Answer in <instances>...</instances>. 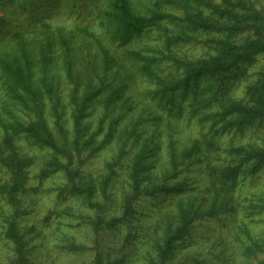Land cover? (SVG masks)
I'll use <instances>...</instances> for the list:
<instances>
[{"label":"rangeland","instance_id":"374dc122","mask_svg":"<svg viewBox=\"0 0 264 264\" xmlns=\"http://www.w3.org/2000/svg\"><path fill=\"white\" fill-rule=\"evenodd\" d=\"M253 1L264 10V0ZM111 2L0 0V35L21 32L33 53L39 52L43 41L54 42L47 65L35 61L33 82L40 83L44 75L54 81L64 133L70 141L75 134L73 112L86 107L82 127L85 139L93 143L82 144L81 157L74 152L72 167L80 170L79 183L95 186L92 202L100 204L93 208L83 197L73 195L63 170L42 177L53 152L21 136L16 142L19 151L32 157L34 164L28 169L26 191L18 193L16 205L0 193V264H10L16 258L14 244L7 237L10 220L16 222L25 240L23 259L14 264H95L98 253L101 264H155L151 261L155 257L151 245L160 232L157 223L176 222L181 200L189 196L201 200L203 195L214 194L209 165L216 161L210 163L204 144L210 137L208 127L193 114L188 102L179 108L159 101L156 81L145 76L144 68L149 64L162 79H177L183 70L170 59L171 55L197 58L205 55L206 49L196 42L183 43L173 45L170 54L164 29L146 30L128 44H121L109 17ZM131 2L142 14L157 9L156 0ZM164 10L176 12L172 6H164ZM62 35L68 41L67 50L61 45ZM0 46L5 48L6 44ZM135 51L148 59L134 57ZM163 52L168 53L166 59ZM66 67H70V73ZM248 78L236 85L233 92L238 97L244 96L246 84L253 77ZM115 89L121 91V98L107 107L105 100ZM44 100L49 125L57 139L65 143L56 125L55 101L48 96ZM3 105L0 92V115L6 117ZM14 116L25 115L14 111ZM260 136L264 138V131ZM252 137L246 132L244 136H225L220 142L240 143ZM195 142L197 151L188 155ZM139 153L149 163L142 172L144 185L181 184L185 191L158 198L143 195L134 204L135 212L125 215L131 165ZM10 181L11 173L0 167V187ZM231 195V208L229 205L214 217H200L193 222L191 233L179 243L170 264H264V252L251 257L246 253L247 246L254 242L264 246V209L249 208L250 201L264 203V168L256 176L240 181ZM98 217L102 222L96 234L92 221ZM109 221L114 224L108 226Z\"/></svg>","mask_w":264,"mask_h":264},{"label":"trees","instance_id":"16d2710c","mask_svg":"<svg viewBox=\"0 0 264 264\" xmlns=\"http://www.w3.org/2000/svg\"><path fill=\"white\" fill-rule=\"evenodd\" d=\"M156 3L155 11L142 14L135 10L131 0H112L109 17L116 27L117 40L121 44H128L146 30L164 29L167 33L166 47L170 54L173 45L183 43L196 42L206 49L205 55L197 58L171 55L170 59L183 70L177 79L166 81L149 64H145L144 68L145 76L156 81L159 101H164L168 107L179 108L183 102H188L193 114L200 116L210 133L204 142L205 151L208 159H211L210 163L216 161L215 164L209 163L214 194L210 197L203 195L201 200L197 196L181 200L178 203L176 222L161 220L157 223L161 233L157 232L159 234L152 242L151 252L155 257L150 256L151 261L155 264H170L179 243L191 233L193 222L200 217H214L229 205L231 208L233 188L245 178L256 176L264 168V138L260 136L264 131V62L261 61L264 55V10L257 7L253 0H156ZM164 6H172L176 12H167ZM22 35L19 31H12L11 35H0V43L6 44L5 48H0V92L8 114L6 117L0 115V167L11 173V181L0 187V193L6 194L8 200L16 205L18 193L26 191L27 173L34 159L21 153L16 143L18 138L25 136L53 152V157L42 170V177L63 170L69 191L83 197L90 207H99V203L92 202L95 186L79 183L80 170L72 167L74 152L81 157L82 144L93 143L92 139H85L82 127L81 120L86 107L77 108L73 112L75 134L70 141L64 133L66 128L61 121L54 81L44 75L39 79L40 83L33 82L35 61L46 66L54 42L51 39L42 40L39 52L33 53ZM60 41L67 50V39L62 35ZM132 54L143 61L148 59L137 51ZM167 54L163 52L165 59ZM254 67L257 69L251 74ZM66 70L70 73V67H66ZM68 76L71 77L70 74ZM250 76L253 78L246 84L244 96L235 95L233 91L236 85L247 81ZM47 96L55 101L53 110L56 125L64 135L65 143L57 139L49 125L44 110V99ZM120 98L121 91L112 90L105 104L110 107ZM14 111L25 116L11 117ZM246 132H251L255 137L246 142H231L227 145L220 142L225 136H244ZM198 147L195 142L188 155L196 152ZM218 151L219 155L214 157L213 154ZM61 157L67 161H62ZM148 165L142 153L133 160L129 174L131 192L125 200V215L135 212L134 204L143 195L158 198L164 194L173 195L185 191L181 184L170 186L164 182H152L144 185L142 172ZM249 203L250 209H264V203ZM101 222L100 217L92 221L96 234L100 231ZM112 224L113 221L107 223L108 226ZM7 237L14 244L16 257L10 264L22 261L24 234L14 220L8 221ZM259 251L264 252V246L254 242L247 246L246 253L251 257ZM95 264H101L100 253L97 254Z\"/></svg>","mask_w":264,"mask_h":264}]
</instances>
